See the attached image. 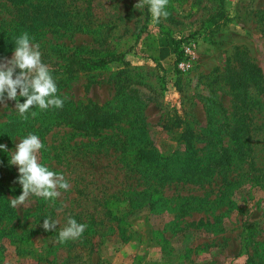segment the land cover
Masks as SVG:
<instances>
[{
  "label": "rangeland",
  "instance_id": "rangeland-1",
  "mask_svg": "<svg viewBox=\"0 0 264 264\" xmlns=\"http://www.w3.org/2000/svg\"><path fill=\"white\" fill-rule=\"evenodd\" d=\"M138 2L0 0V59H11L24 32L49 67L123 53L54 79L67 104L125 103L120 120L87 133L52 123L50 108L30 109L25 120L15 101L0 106V144L8 149H0V183L10 189H0V264H264V0H169L159 23ZM185 40L194 41V57L180 71L174 59ZM239 58L263 82L236 96L227 80L240 76ZM234 121L241 159L230 146ZM186 129L192 139L182 136ZM30 133L44 144L39 162L70 189L54 202L32 196L15 209L11 190L19 196L22 186L9 161ZM227 145L230 166L204 169L195 180L158 182L126 161L146 149L213 165ZM45 218L57 228L45 231ZM69 218L87 228L60 243Z\"/></svg>",
  "mask_w": 264,
  "mask_h": 264
},
{
  "label": "clouds",
  "instance_id": "clouds-1",
  "mask_svg": "<svg viewBox=\"0 0 264 264\" xmlns=\"http://www.w3.org/2000/svg\"><path fill=\"white\" fill-rule=\"evenodd\" d=\"M145 4L148 5L154 22L159 23L161 18L167 19L169 0H139L135 7L139 10ZM19 97L25 98L23 103ZM67 98L58 94L56 80L51 75L49 66L42 61L39 44L32 43V38L24 32L15 39L11 59H0V106L6 107L8 100L15 101L19 116L26 120L30 109H62ZM31 115L34 117L37 113L31 111ZM43 147L38 135L30 133L11 152L9 163L18 166V183L22 186V193L10 199L12 208L28 207L32 196L54 202L61 196L60 190L66 192L70 189L69 182L62 174L49 170L39 162L38 154ZM0 149L8 151L4 144H0ZM57 225L58 221L50 218H45L42 223L45 231L55 230ZM86 228V224L69 218L66 226L59 231V242L79 239Z\"/></svg>",
  "mask_w": 264,
  "mask_h": 264
},
{
  "label": "trees",
  "instance_id": "trees-1",
  "mask_svg": "<svg viewBox=\"0 0 264 264\" xmlns=\"http://www.w3.org/2000/svg\"><path fill=\"white\" fill-rule=\"evenodd\" d=\"M177 50V47L174 46V51ZM236 55H241V52H236ZM123 53L113 55L110 57H103L97 60H83L80 58L70 59L64 66L62 67H49L50 73L53 77H58L59 81L62 82L60 76L64 73L71 71L73 68L79 66H97L102 67L103 65L112 62L121 60ZM181 57L180 50L176 51L174 61H177ZM237 58L239 56H236ZM242 60L241 58H239ZM242 68V72L240 76L237 78L231 79L228 78L229 89L236 92L237 89L246 88L250 85H256L257 83L263 82L258 74V70L249 65L245 60H242L239 63ZM244 82H250L248 85L244 84ZM237 96V92L235 94ZM122 100V97H120ZM125 103L122 102L120 105H111V104H103L101 106H77V104H67L64 103V107L62 109L50 108L54 115L51 117L52 123L54 124H64L70 126L72 129L81 131L84 133L87 132H96L105 127L111 126L113 123L120 120V110L124 107ZM233 128V129H232ZM231 132L234 134V142H232L231 147H234L235 150H238V154H235L234 157H238L239 159L243 158L244 155H240V152L243 153L244 146L242 145L243 141H240V135L238 134L242 128L240 123L234 121L232 123ZM183 137L185 138H193L191 130H184ZM189 139V140H190ZM188 143V141H186ZM229 147V145L225 147H219L220 153L217 157L213 159V165H208L207 162L198 163L199 158H194L191 160L186 157L179 156H159L157 152H152L150 150H140L139 153L135 155H129L126 159L127 163L130 162V165L133 168L137 169H148L153 174V177L158 182H166L171 181L172 179L176 181L186 180L188 178H192V180L197 179L202 174L204 169H213L217 167L218 169L226 170L230 164L233 162V155L230 150L233 148ZM215 169V168H214ZM1 181V180H0ZM3 182V181H1ZM0 189L10 190L8 185L5 183H0ZM13 196H18L17 190H11ZM160 197H149L150 200H156Z\"/></svg>",
  "mask_w": 264,
  "mask_h": 264
},
{
  "label": "built area",
  "instance_id": "built-area-1",
  "mask_svg": "<svg viewBox=\"0 0 264 264\" xmlns=\"http://www.w3.org/2000/svg\"><path fill=\"white\" fill-rule=\"evenodd\" d=\"M194 41L185 40L180 46L181 57L175 61V66L180 71H186L190 67V60L194 57Z\"/></svg>",
  "mask_w": 264,
  "mask_h": 264
}]
</instances>
